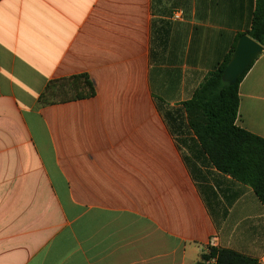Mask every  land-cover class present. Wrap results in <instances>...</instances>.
Masks as SVG:
<instances>
[{
	"label": "crops",
	"instance_id": "crops-1",
	"mask_svg": "<svg viewBox=\"0 0 264 264\" xmlns=\"http://www.w3.org/2000/svg\"><path fill=\"white\" fill-rule=\"evenodd\" d=\"M255 8L0 1V264H198L213 238L264 264V202L211 163L185 108ZM77 75L94 98L39 105ZM237 125L264 139V51Z\"/></svg>",
	"mask_w": 264,
	"mask_h": 264
},
{
	"label": "trees",
	"instance_id": "trees-1",
	"mask_svg": "<svg viewBox=\"0 0 264 264\" xmlns=\"http://www.w3.org/2000/svg\"><path fill=\"white\" fill-rule=\"evenodd\" d=\"M2 1V0H0ZM264 47V0H256L250 29L246 33ZM236 43L222 63L210 73L185 103L191 126L211 163L223 174L251 186L264 202V139L240 128L237 119L240 108V84L253 64L235 85L223 81ZM96 87L87 75L50 81L40 95V106L94 98ZM215 259L216 264H258L254 259L229 250L210 248L198 264Z\"/></svg>",
	"mask_w": 264,
	"mask_h": 264
},
{
	"label": "water",
	"instance_id": "water-1",
	"mask_svg": "<svg viewBox=\"0 0 264 264\" xmlns=\"http://www.w3.org/2000/svg\"><path fill=\"white\" fill-rule=\"evenodd\" d=\"M263 51V46L252 40L248 35H243L224 72L223 81L235 85Z\"/></svg>",
	"mask_w": 264,
	"mask_h": 264
},
{
	"label": "built area",
	"instance_id": "built-area-1",
	"mask_svg": "<svg viewBox=\"0 0 264 264\" xmlns=\"http://www.w3.org/2000/svg\"><path fill=\"white\" fill-rule=\"evenodd\" d=\"M173 18H174L175 20H177V21L182 20V18H183V13H182V11H178V12H176V13L174 14ZM216 240H217L216 238H213V239L211 240V242H210V248H216ZM206 264H216V260H215V259H212V260L206 262Z\"/></svg>",
	"mask_w": 264,
	"mask_h": 264
}]
</instances>
